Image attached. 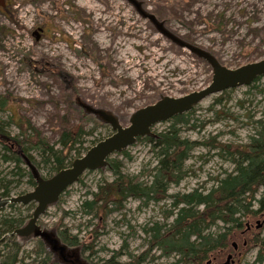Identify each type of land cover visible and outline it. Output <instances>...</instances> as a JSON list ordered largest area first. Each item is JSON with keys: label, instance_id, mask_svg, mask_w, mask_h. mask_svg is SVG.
<instances>
[{"label": "rangeland", "instance_id": "rangeland-1", "mask_svg": "<svg viewBox=\"0 0 264 264\" xmlns=\"http://www.w3.org/2000/svg\"><path fill=\"white\" fill-rule=\"evenodd\" d=\"M143 1L157 17L166 19L172 31L209 50L229 68L264 57V0ZM5 3L7 6L0 7V28H3L0 32V96H7L9 105L8 110L0 112V118L8 119L11 112L15 119L26 117L54 146L59 128L66 124L75 127L79 123L77 109L84 112L76 97L94 106L109 108L125 124L133 110L155 102L159 95L178 97L202 88L210 80L211 70L204 60L157 33L125 0H5ZM72 6L85 20L72 16ZM7 10L14 11V24L5 17ZM40 24L45 28V35L35 39L32 29ZM219 94H212L194 106L190 123L182 125L181 137L204 140L216 135L219 142L247 141L253 130L252 120L264 116V76L256 87L243 85L231 91L227 89L220 103L212 104ZM168 123V120L156 123L152 131L161 130ZM190 124L195 128H188ZM90 126L84 123L86 131ZM6 132L13 136L16 128L8 125ZM110 133L109 126H100L83 137V146L89 147ZM125 150L131 159L115 153L110 156L121 160L125 174H136L154 163L143 141H135ZM2 152L0 144V156ZM30 155L39 161L36 150ZM19 166L27 169L22 162ZM184 167L189 171L188 176L171 186L169 192H188L204 181H207L204 187L208 188L213 183L209 177L231 170L230 163L217 155V149L208 152L205 147L194 148ZM15 170L13 163L4 162L0 157V178L13 182L10 195L31 190L26 176L15 175ZM41 171L42 174L47 172L45 168ZM111 178L105 169L84 171L81 181L68 187L69 193L64 195L60 207L50 206L39 220L49 229L62 220L73 232L80 228L84 238L83 234L90 227L85 226L88 217L79 205L84 198H90L88 192L94 191L101 180ZM168 209V199L143 205L128 198L122 209L105 218L103 233L95 242L98 251L89 257L97 262L121 249L119 259L125 261L126 252H142L149 236L144 228L154 222H170L171 217H164ZM19 211L26 213L22 208L15 212L5 207L0 209V216ZM63 211L71 214L62 217ZM262 220L256 217L246 222L247 227L251 225V230L246 227L248 235L264 234ZM246 236L240 234L239 241H232V252H227L220 262L209 264H223L226 260L232 264L240 257L241 262L250 263L257 247L244 251ZM31 247V241L25 242L22 253ZM158 252L152 250L154 256ZM228 255H231L229 260ZM174 258L154 257L143 264H169Z\"/></svg>", "mask_w": 264, "mask_h": 264}, {"label": "trees", "instance_id": "trees-1", "mask_svg": "<svg viewBox=\"0 0 264 264\" xmlns=\"http://www.w3.org/2000/svg\"><path fill=\"white\" fill-rule=\"evenodd\" d=\"M71 11L75 19L85 20L76 7L72 6ZM7 13L5 17L14 24L16 21L14 11L7 10ZM0 29L2 32L3 28ZM261 77L263 76L256 77L246 86L256 87ZM233 89L230 88L228 91ZM226 91L227 89L221 91L212 104L220 103ZM8 105L9 98L0 96V112L8 110ZM193 111L194 107L167 119L168 125L156 130L154 136L137 137L136 142L143 141L148 145L154 162L147 169H141L136 174H125L121 170V160L109 157L107 166L98 170H108L112 178L101 180L94 191L88 192L90 198H84L79 205V209L88 217L85 226L90 227L89 230L82 238L80 228L73 232L61 220L53 227L60 240L69 247L78 246L81 256L91 264H143L154 257L171 256L175 258L169 264H209L208 260L220 262L227 252H232V241H239L240 234L244 233L247 235L244 251L257 247L255 257L250 263L241 262L240 257L232 264L263 263L264 234L248 235L246 222L256 217L264 219V116L252 120L253 130L248 134L246 142L230 144L219 142L216 135L204 140L181 137L182 125L190 123ZM76 112L79 123L75 127L67 124L60 127L56 146L49 144L42 133L24 116L15 119L14 113L11 112L8 119L0 118V144L2 150L4 149L0 156L2 161L13 163L16 169L15 175H25L26 182L31 187L35 182L29 169L19 166L21 162L25 164L23 155L27 156L45 177L69 165L73 158L80 156L81 152H85L88 148L83 146V137L100 126H108L90 113L78 109ZM84 123L91 125L89 130L84 129ZM8 125L16 128L15 135L11 136L6 132ZM188 128H195V125L190 124ZM11 146L15 149L13 150ZM196 147H205L208 152L217 149V155L230 163L231 170L209 177L208 179L213 180V183L208 188L204 187L207 182L204 181L188 192H169L171 186L178 185L185 176H188L189 171L184 167V162ZM32 150L39 153V161L31 157ZM115 154L131 159L126 150ZM42 168L47 170L45 175L42 174ZM12 183L11 180L0 178V196L10 195ZM68 193L67 188L52 206L59 208L64 195ZM128 198L136 199L143 205L168 199L170 209L164 211V217H171V221L167 224L154 222L144 228L149 234L146 248L138 254L124 252L127 255L125 261L119 259L123 252L117 249L108 259L93 262L89 256L98 251L95 242L103 233L102 224L105 218L110 213L122 209ZM33 204V202L26 205L12 203L6 206L15 212L17 209H25L26 213L19 211L1 215L0 238L27 221ZM69 214L71 212L63 211L62 217ZM93 219H97V222H93ZM38 221L41 225L47 226L41 220ZM19 238L12 234L3 237L0 241V264H62L41 239L20 240ZM29 241L32 242V247L22 253L23 244ZM152 250L159 251L157 256L152 254ZM87 251L89 254L85 255Z\"/></svg>", "mask_w": 264, "mask_h": 264}, {"label": "water", "instance_id": "water-1", "mask_svg": "<svg viewBox=\"0 0 264 264\" xmlns=\"http://www.w3.org/2000/svg\"><path fill=\"white\" fill-rule=\"evenodd\" d=\"M125 1L165 39L179 48L187 49L189 53L204 60L210 67L211 76L209 82L198 90L178 97L159 95L155 102L133 110L127 116L125 124L109 108L94 106L85 99L76 97V101H78L84 112L94 115L102 123L107 124L111 129V133L90 145L82 155L73 158L69 165L48 177L41 175L27 156H22L35 184L29 191L6 197L0 196V209L12 203L26 205L33 202L35 205L27 221L12 232L6 233L3 237L15 234L22 240L39 238L62 264L91 263L81 256L78 246H67L57 236L55 229L42 226L38 223V220L50 206L59 200L65 189L79 180L84 171L105 168L108 164V158L112 154L125 150L136 141L137 137L154 136L155 133L152 131V127L156 123L166 121L173 116L190 110L202 99L212 94L238 86L249 85L256 77L264 76V57L236 68H229L221 63L209 50L184 39L172 31L167 27L166 19L157 17L145 6L143 0ZM0 5H2V0H0ZM3 237L0 238V241ZM230 257L231 255H228L227 259L229 260ZM207 263H210V261ZM223 264H228V261L226 260Z\"/></svg>", "mask_w": 264, "mask_h": 264}, {"label": "flooded vegetation", "instance_id": "flooded-vegetation-1", "mask_svg": "<svg viewBox=\"0 0 264 264\" xmlns=\"http://www.w3.org/2000/svg\"><path fill=\"white\" fill-rule=\"evenodd\" d=\"M6 5L5 0H2V5H0L1 8H4ZM32 34H34L35 39H38L40 36L43 37L45 35V28L44 26H42V24L40 25H36L34 27V29H32ZM37 37V38H36ZM12 147V146H11ZM262 224L264 223V219L262 220ZM248 224V223H247ZM247 226V225H246ZM251 226V225H250ZM247 227V230H251V228ZM21 240V238H19ZM211 263V262H210Z\"/></svg>", "mask_w": 264, "mask_h": 264}]
</instances>
